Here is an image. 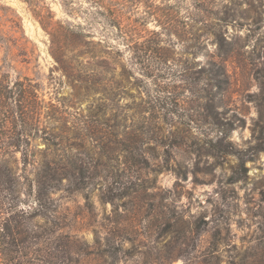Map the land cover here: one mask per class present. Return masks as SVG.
I'll list each match as a JSON object with an SVG mask.
<instances>
[{
	"label": "rangeland",
	"instance_id": "374dc122",
	"mask_svg": "<svg viewBox=\"0 0 264 264\" xmlns=\"http://www.w3.org/2000/svg\"><path fill=\"white\" fill-rule=\"evenodd\" d=\"M10 226L21 264H264V0H0Z\"/></svg>",
	"mask_w": 264,
	"mask_h": 264
},
{
	"label": "trees",
	"instance_id": "16d2710c",
	"mask_svg": "<svg viewBox=\"0 0 264 264\" xmlns=\"http://www.w3.org/2000/svg\"><path fill=\"white\" fill-rule=\"evenodd\" d=\"M210 70H211L210 71L211 72V74H210L211 78L214 79V83L212 85L214 87H221L223 85V83L225 82V71H224V69L220 65H215V66L211 67ZM5 88H6V86L3 87V93L7 95V93L9 91H7ZM4 105H6L5 101H4ZM45 170H46L45 174H46V177L48 180H50V181L60 180V177H61L60 173H57L56 171H54L50 168H46ZM40 182H41V179L38 178L37 183L39 184ZM11 227L12 226L7 228L10 230L9 232L8 231L5 232L4 229L1 228L2 229V234L0 235V243L1 244H3V245L9 244L10 242L7 240H8V238H10V236L12 237V240H13V234H12L13 228H11ZM70 254L71 253L67 251V256H66L64 254V251H63L60 255H57L56 257L55 256L54 257L56 259H61V258H65V257L67 259H69ZM0 256H1L0 258L2 259L3 264H21L18 262V259L16 260V257L14 256L13 253H8V252H6V250L2 251L0 253ZM54 257L52 256L51 258H54ZM51 258L47 259L46 254L38 256V257L34 256V258H32L31 261H28L27 263H23V264H53L52 261H50ZM78 260H79V258L75 259V261H78Z\"/></svg>",
	"mask_w": 264,
	"mask_h": 264
}]
</instances>
